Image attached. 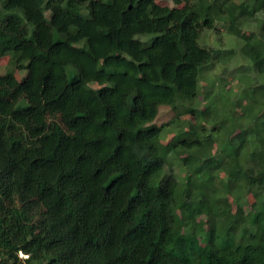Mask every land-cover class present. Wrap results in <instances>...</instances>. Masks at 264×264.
I'll return each instance as SVG.
<instances>
[{"label":"trees","instance_id":"1","mask_svg":"<svg viewBox=\"0 0 264 264\" xmlns=\"http://www.w3.org/2000/svg\"><path fill=\"white\" fill-rule=\"evenodd\" d=\"M169 4L0 0V264H264V0Z\"/></svg>","mask_w":264,"mask_h":264},{"label":"rangeland","instance_id":"2","mask_svg":"<svg viewBox=\"0 0 264 264\" xmlns=\"http://www.w3.org/2000/svg\"><path fill=\"white\" fill-rule=\"evenodd\" d=\"M235 3H239L241 0H233ZM160 4H169L170 0H158ZM170 5V4H169ZM251 29L256 30L255 23H252L250 26ZM247 34V33H246ZM150 37V36H147ZM218 34L214 30H206L203 34V38L199 39V45L201 47L212 48L213 52L212 55L214 57L216 51L218 50H234L232 51L231 55L226 58H221L220 61L213 62V65L206 69L201 76L200 79V87L203 88H210L211 82L217 80V78L224 77L225 78V86L229 87L230 84L232 87H236L238 90L243 89V85L235 81L234 75H236L237 71L243 70L244 66H251L252 64L250 61L242 58L236 54V51L239 50L241 43L236 37L233 35L222 33L221 39L219 38ZM10 58L9 56L0 57V75H4L7 72H11L12 68L9 64ZM14 69V68H13ZM14 76L21 80L22 78L26 77L27 71L25 69H14L13 71ZM241 76H237L238 79H241ZM258 83L264 84V74L259 75L257 78ZM215 91V89H213ZM211 96L213 93L210 94ZM213 101V99H212ZM215 101V100H214ZM200 106L203 107L206 105L207 102L203 99V96L199 98ZM172 116L171 110L167 107H163L160 109L158 119L156 121L157 125H160L166 121H168ZM181 120H189L188 117H182ZM214 151V150H213ZM167 162L169 164L166 166L167 171H170L180 183H183L185 180V176L182 172V168L180 167V161H178L175 156H170L169 159L167 158ZM177 211H179V206L177 205ZM203 220V219H201ZM20 257H22L20 255Z\"/></svg>","mask_w":264,"mask_h":264}]
</instances>
